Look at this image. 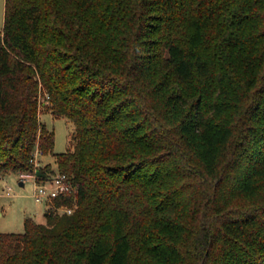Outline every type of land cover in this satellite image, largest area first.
<instances>
[{"label":"trees","instance_id":"16d2710c","mask_svg":"<svg viewBox=\"0 0 264 264\" xmlns=\"http://www.w3.org/2000/svg\"><path fill=\"white\" fill-rule=\"evenodd\" d=\"M43 108L77 192L0 264H264V0H6L0 183L53 151Z\"/></svg>","mask_w":264,"mask_h":264},{"label":"rangeland","instance_id":"374dc122","mask_svg":"<svg viewBox=\"0 0 264 264\" xmlns=\"http://www.w3.org/2000/svg\"><path fill=\"white\" fill-rule=\"evenodd\" d=\"M6 0H0V32L4 27ZM39 98L42 102L46 94L41 91ZM40 120L46 130L54 133L55 145L52 152L37 156L40 168L49 166L52 172L59 171L56 155L68 151L71 147L72 135L75 130L74 122L68 117H55L51 111L42 109ZM34 151V155L37 153ZM33 164V163H32ZM36 166L35 164H33ZM21 173L7 174L0 183V233H23L25 231L26 219H33L35 222L45 224L47 203L38 202L33 196L34 180H23ZM24 182V186L20 182ZM11 188L8 193V188ZM60 213V212H59Z\"/></svg>","mask_w":264,"mask_h":264},{"label":"built area","instance_id":"2783aa9c","mask_svg":"<svg viewBox=\"0 0 264 264\" xmlns=\"http://www.w3.org/2000/svg\"><path fill=\"white\" fill-rule=\"evenodd\" d=\"M49 97L46 96L44 102L48 103ZM40 102H42L40 100ZM38 148V147H37ZM41 153L39 148L37 149V153L33 155L31 162L35 164L32 170L27 171V173H21L20 177L23 180L33 179L34 180V192L33 196L38 202H45L47 205L53 206V201L55 198L60 197L62 195H71L76 194L77 187L74 183L73 178L62 171L50 172L49 174H45L44 177L37 175V170L40 168V163L36 160L37 156ZM42 154V153H41ZM11 188H8V193ZM60 213H72L73 208L68 206H61L57 208Z\"/></svg>","mask_w":264,"mask_h":264},{"label":"water","instance_id":"95a60500","mask_svg":"<svg viewBox=\"0 0 264 264\" xmlns=\"http://www.w3.org/2000/svg\"><path fill=\"white\" fill-rule=\"evenodd\" d=\"M37 175L38 176H41V177H44L45 176V174H43L40 170H37ZM20 185L23 186L24 185V182L23 181L20 182Z\"/></svg>","mask_w":264,"mask_h":264},{"label":"crops","instance_id":"0c3cea01","mask_svg":"<svg viewBox=\"0 0 264 264\" xmlns=\"http://www.w3.org/2000/svg\"><path fill=\"white\" fill-rule=\"evenodd\" d=\"M24 186V185H23ZM49 208V206H47V209Z\"/></svg>","mask_w":264,"mask_h":264}]
</instances>
